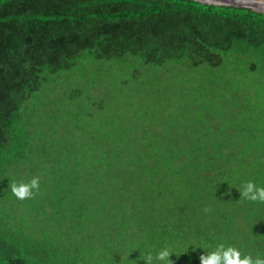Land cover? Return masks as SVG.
<instances>
[{"label":"trees","instance_id":"trees-1","mask_svg":"<svg viewBox=\"0 0 264 264\" xmlns=\"http://www.w3.org/2000/svg\"><path fill=\"white\" fill-rule=\"evenodd\" d=\"M169 65L188 72L163 80ZM263 78L251 8L0 0V264L264 257V202L241 195L264 186Z\"/></svg>","mask_w":264,"mask_h":264},{"label":"clouds","instance_id":"clouds-1","mask_svg":"<svg viewBox=\"0 0 264 264\" xmlns=\"http://www.w3.org/2000/svg\"><path fill=\"white\" fill-rule=\"evenodd\" d=\"M7 177V175H5ZM8 178V177H7ZM40 188L39 178L32 177L27 182L13 181L10 184V190L12 195L19 199L24 200L34 195L35 191ZM241 195L250 201L264 202V186H260L252 181H247L243 184L241 189ZM173 252H170L167 248L161 249L156 253L155 259L160 264H173L170 256ZM177 257H179L176 254ZM200 264H264V257L257 256L253 258L249 255H243L235 247L218 246L214 251L206 252L199 256ZM152 256L148 254L145 264H151Z\"/></svg>","mask_w":264,"mask_h":264},{"label":"rangeland","instance_id":"rangeland-1","mask_svg":"<svg viewBox=\"0 0 264 264\" xmlns=\"http://www.w3.org/2000/svg\"><path fill=\"white\" fill-rule=\"evenodd\" d=\"M116 62L117 61H114L112 63H116ZM122 65H125V62L124 61L117 62V65H116L115 68L113 67L114 68L113 70H115V71H121V70H126V69H132V67H124V68H122ZM138 66H139L140 69H142L141 70V73H140V76L141 77H146L147 76V72L146 71H148V68L144 69L143 67H140V64ZM134 70L135 69H133L131 72H134ZM178 70L184 71L186 73L188 72V70H184V68L181 67V66H173V65H169V66H167V68H164L163 66H160V67L157 68L156 72L161 76V78L163 80H165L164 78L167 77V81H168V80H172L171 79L172 73H178ZM257 81L258 80H255L254 82H257ZM189 84H191V83L189 82ZM168 86H170V85L168 84ZM187 86H188V84H186V83H185V85L181 84L179 86L180 87L179 90L181 92H185V89H186ZM261 87H264V83L263 84L261 83ZM56 90H58V89H56ZM155 94H157V93L155 92ZM48 106L50 107L51 104H49ZM40 116L43 117V118H45V115L44 114H42ZM32 121H34V120L32 119ZM34 125H36V124H34Z\"/></svg>","mask_w":264,"mask_h":264},{"label":"water","instance_id":"water-1","mask_svg":"<svg viewBox=\"0 0 264 264\" xmlns=\"http://www.w3.org/2000/svg\"><path fill=\"white\" fill-rule=\"evenodd\" d=\"M202 3L225 4L251 8L255 11L264 12V0H196Z\"/></svg>","mask_w":264,"mask_h":264}]
</instances>
